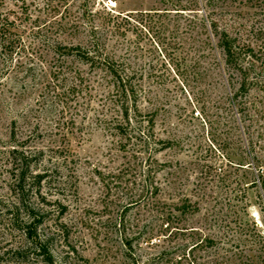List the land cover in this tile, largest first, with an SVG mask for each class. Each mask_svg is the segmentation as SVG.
Instances as JSON below:
<instances>
[{
    "label": "rangeland",
    "instance_id": "obj_1",
    "mask_svg": "<svg viewBox=\"0 0 264 264\" xmlns=\"http://www.w3.org/2000/svg\"><path fill=\"white\" fill-rule=\"evenodd\" d=\"M164 1L107 5L125 16ZM222 2L215 18L244 49L234 75L204 0L197 15H158L153 31L122 19L101 31L154 119L144 144L100 122L102 72L75 63L86 83L74 96L55 89L44 1L0 0L15 23L11 55L0 52V264H48L11 219L13 148L44 152L50 203L38 234L56 264H264V241L242 232L256 224L264 235V0ZM185 202L199 211L177 210Z\"/></svg>",
    "mask_w": 264,
    "mask_h": 264
},
{
    "label": "trees",
    "instance_id": "obj_2",
    "mask_svg": "<svg viewBox=\"0 0 264 264\" xmlns=\"http://www.w3.org/2000/svg\"><path fill=\"white\" fill-rule=\"evenodd\" d=\"M43 1L48 18L43 21L42 25L49 33L48 51L53 60L47 76L55 83V89L60 88L74 96L84 82L86 83L83 74L74 67L75 63L88 66L91 71L102 72V80L106 86L103 84L101 86L108 91L103 97L104 104L100 122L120 139H126L128 142L133 139H145L144 144H148L151 136L143 132L142 124L144 121L147 122L149 130L152 131L154 119L152 117L144 119L140 110L142 89L132 77L125 74L124 64L106 53V41L101 31L116 28L118 19L126 21L129 25L153 31L158 25L159 20L156 19L158 15L162 13L178 16L191 15V13L197 15L200 13L199 8L202 7L201 0H186L185 3L184 0H165L164 9L135 11L125 16L116 14L112 8L108 7L109 1L116 3L117 0ZM204 1V7L208 12L210 32L216 39L217 47L224 57L229 74L242 72L241 56L244 54V49L223 21L215 18L219 2L222 4L224 2L222 0ZM8 21V18H2L0 15V52L3 55L9 53L11 55L15 43L12 30L15 28V23ZM53 31L57 36H50ZM66 34L72 36L71 41L82 37L81 41L77 44L67 43L62 39ZM87 84L90 86L89 81ZM243 88L245 85L242 86ZM10 155L13 161L12 179L16 199L10 206L11 219L19 229L23 230L25 237L32 245L37 246L39 254L45 257V261L48 264H56L48 252L47 245L38 234L47 214L44 205L47 206L50 203L42 193L43 185L50 177L49 170L40 166L44 161V152L13 148ZM261 186L264 191V178H262ZM157 189L154 188L153 195L157 194ZM56 204L61 218L66 213V207L60 202ZM191 208L192 214L199 211L197 207H190L187 202L177 210L187 213ZM22 214L26 218H22ZM244 231L249 233L248 237L264 241V235L256 224H253L251 229L242 230Z\"/></svg>",
    "mask_w": 264,
    "mask_h": 264
},
{
    "label": "bare ground",
    "instance_id": "obj_3",
    "mask_svg": "<svg viewBox=\"0 0 264 264\" xmlns=\"http://www.w3.org/2000/svg\"><path fill=\"white\" fill-rule=\"evenodd\" d=\"M113 3V2H112Z\"/></svg>",
    "mask_w": 264,
    "mask_h": 264
}]
</instances>
